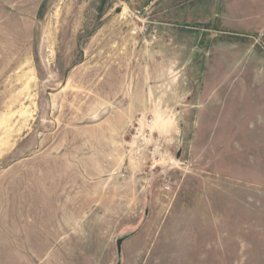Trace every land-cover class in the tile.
<instances>
[{"label":"rangeland","instance_id":"obj_1","mask_svg":"<svg viewBox=\"0 0 264 264\" xmlns=\"http://www.w3.org/2000/svg\"><path fill=\"white\" fill-rule=\"evenodd\" d=\"M0 264H264V0H0Z\"/></svg>","mask_w":264,"mask_h":264},{"label":"water","instance_id":"obj_2","mask_svg":"<svg viewBox=\"0 0 264 264\" xmlns=\"http://www.w3.org/2000/svg\"><path fill=\"white\" fill-rule=\"evenodd\" d=\"M121 240H122V238L118 239V242H117L118 247H119V245L121 243Z\"/></svg>","mask_w":264,"mask_h":264},{"label":"crops","instance_id":"obj_3","mask_svg":"<svg viewBox=\"0 0 264 264\" xmlns=\"http://www.w3.org/2000/svg\"><path fill=\"white\" fill-rule=\"evenodd\" d=\"M227 7H229V5Z\"/></svg>","mask_w":264,"mask_h":264}]
</instances>
